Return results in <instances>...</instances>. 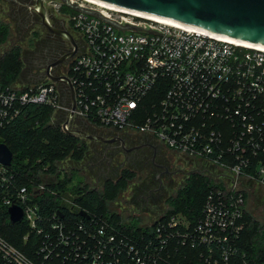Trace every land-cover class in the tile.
Wrapping results in <instances>:
<instances>
[{
	"label": "built area",
	"instance_id": "1",
	"mask_svg": "<svg viewBox=\"0 0 264 264\" xmlns=\"http://www.w3.org/2000/svg\"><path fill=\"white\" fill-rule=\"evenodd\" d=\"M70 2L99 13L48 1L82 41L68 73L75 127L86 121L146 134L172 155L194 160L216 186L196 220L175 212L125 229L74 199L63 201L50 184H33L34 192L12 184L11 165L0 163L3 202L23 209L25 240L35 252L29 257L0 234V264H264V254L251 256L240 244L246 194L264 189V48L127 9ZM70 102L68 85L48 78L0 89V130L29 105L51 107L52 121L62 125ZM45 192L61 198L55 212L36 201Z\"/></svg>",
	"mask_w": 264,
	"mask_h": 264
},
{
	"label": "trees",
	"instance_id": "2",
	"mask_svg": "<svg viewBox=\"0 0 264 264\" xmlns=\"http://www.w3.org/2000/svg\"><path fill=\"white\" fill-rule=\"evenodd\" d=\"M9 31V26L0 21V51L9 39ZM1 61L0 89L14 87L7 86L4 83L9 75L15 77L20 72L22 65L20 48L18 46L8 48L0 58ZM52 117L53 109L51 107L47 105H29L13 124L0 130V142L6 143L14 152V159L9 168L10 175L13 176L11 179L12 184H17L19 187L27 185L34 192L33 184H50L52 189L57 191L62 189L64 191L65 184L72 182V177L62 175L64 171L60 168V164L71 159L83 160L86 145L82 142L81 137L64 133L61 125L53 122ZM131 173L129 169L125 171L118 182L107 180L104 183L103 192L95 188L88 189L83 193L74 191V202L82 209L103 214L109 220L117 222L122 228H140V218L132 216L128 219L124 214L111 211L108 207V201L113 196L117 197L119 192L127 185L119 184V182H122L126 177L127 179L132 177L134 174ZM180 184L182 185L176 194L170 197L164 209L156 214L157 217L170 216L175 212H184L192 220H196L201 215L207 192L216 186L215 179L211 175L198 171L190 173ZM260 191L264 190L257 189L258 196ZM5 194L6 191L0 187V234L32 258L35 252L31 246V241L25 240V235L29 232V225L25 219L18 222L11 221L8 206L3 202ZM250 194H246L247 199H249ZM36 201L46 203L48 209L53 208L54 212L60 204L63 205L59 196L49 192L37 195ZM65 212H69L67 207ZM69 214L76 218L79 217L78 211L69 212ZM245 218L246 228L243 233V241L240 244L245 247L251 256L263 255L264 222H260L258 217L248 209L245 211Z\"/></svg>",
	"mask_w": 264,
	"mask_h": 264
},
{
	"label": "rangeland",
	"instance_id": "3",
	"mask_svg": "<svg viewBox=\"0 0 264 264\" xmlns=\"http://www.w3.org/2000/svg\"><path fill=\"white\" fill-rule=\"evenodd\" d=\"M23 2L24 0H0V21L7 24L10 30L9 39L0 51V58H2L8 48L18 46L22 60L20 72L15 77L9 75L5 80L4 84L7 86H29L45 81L43 73L46 63L49 62L45 56L47 55L46 47H48L53 38L49 36L48 30L41 24V18L38 15L35 16V25L27 32H24V27L21 24L22 19H20L18 11L23 7ZM47 4L49 6L48 2ZM49 9L50 14H53V8L49 6ZM51 16L54 19L57 18L54 15ZM1 65L2 61L0 62ZM73 125L76 126V123H73ZM80 126L86 129V125ZM82 142L86 145L83 161L71 159L60 164V168L64 171L62 175L72 177V182L65 184L64 191L62 189L58 190L63 197V201L72 200L75 195L74 191L83 193L88 189L95 188L103 192L104 183L107 180L118 182L123 177L124 172L129 169L132 172L131 174L134 175L129 177V179L126 177L122 182H119V184L127 185L119 192L117 197L113 196L108 201V207L111 211L124 214L128 219L135 216L146 222L164 209L168 199L176 194L182 185L180 183L185 178H182L181 173H176L175 184L177 185H173L172 188L170 185H166L167 183H172L167 176H164L165 189L161 191L162 199L154 200L155 202L152 200L143 202L139 199H133L129 184H158V180L155 179L157 171L150 165L149 161L143 156V158L135 159L136 155H129L123 152H114V154L109 152L107 158H105L103 155L105 150L103 143L84 138H82ZM117 187L119 188V186ZM169 194L170 196L167 197ZM256 194V190L251 192L247 201V207H249L247 209L263 223L264 191H260L259 196ZM165 199L167 200L165 201Z\"/></svg>",
	"mask_w": 264,
	"mask_h": 264
},
{
	"label": "water",
	"instance_id": "4",
	"mask_svg": "<svg viewBox=\"0 0 264 264\" xmlns=\"http://www.w3.org/2000/svg\"><path fill=\"white\" fill-rule=\"evenodd\" d=\"M49 0H34L28 5L31 11L36 12L41 18V24L51 33L62 36L73 45V50L61 55L52 62H47L44 78L58 84H67L71 95V111L62 123L64 133L89 140H100L111 143L120 140L126 152L136 148H127L121 138H106L102 135L91 133L84 127L72 125L77 109L76 92L71 78L66 74H56L54 69L67 59L72 58L77 50V43L71 31L67 28L56 26L52 22ZM68 6L99 15L95 10L82 7L70 0H60ZM99 2L117 6L123 9L165 18L197 32L231 38L242 42L264 46V0H97ZM84 126L88 125L86 121ZM57 123L60 124L59 121ZM14 152L10 147L0 142V163L11 165ZM12 222L23 219L24 211L20 206L13 205L8 209ZM80 215L88 216L85 210Z\"/></svg>",
	"mask_w": 264,
	"mask_h": 264
},
{
	"label": "flooded vegetation",
	"instance_id": "5",
	"mask_svg": "<svg viewBox=\"0 0 264 264\" xmlns=\"http://www.w3.org/2000/svg\"><path fill=\"white\" fill-rule=\"evenodd\" d=\"M33 2L34 0H24L23 7L18 10L20 19H22L21 24L24 27V32H27L35 25V16L38 14L28 8V5L32 4ZM51 15H54L55 18L57 17L56 19H54V17L52 18V22L56 26L67 28L71 31L74 40L78 45L75 55L54 69V73L56 74L68 75V73H70L71 62L79 53L82 41L76 36L75 32L71 30L64 18L58 16L55 12ZM48 34L51 38H53L48 47H46L47 55L44 54L49 62L55 61L61 55L73 50V45L70 41H68V39L57 34H53L50 31H48ZM80 125H84V122L80 121ZM86 130L91 133L102 135L106 138H121L124 140L127 148H136L126 152L120 140H116L111 143L96 140V142L103 143L105 149L103 155L105 158H107L109 152L110 154H114V152H123L129 155H136L135 159L145 157L149 161L150 165L157 171L155 174V179L158 180V184H129L133 199H139L143 202L150 200L154 201L158 200L159 198L162 199L161 191L165 189V182L163 180L164 176H167L172 183H167L166 185H170L172 187L173 185H177L175 184V175H177L176 173H181L183 178L188 176L190 173L197 171V167L195 166L196 162L194 160L185 158L183 156L172 155L166 146L146 134L130 131L119 132L117 130L104 129L93 124L86 125ZM109 169L111 170V168ZM169 196L170 194L167 197ZM166 200L167 199H165V201Z\"/></svg>",
	"mask_w": 264,
	"mask_h": 264
},
{
	"label": "bare ground",
	"instance_id": "6",
	"mask_svg": "<svg viewBox=\"0 0 264 264\" xmlns=\"http://www.w3.org/2000/svg\"><path fill=\"white\" fill-rule=\"evenodd\" d=\"M85 1H87L89 3H93V4H98V5L104 6V7L109 8V9H113V10H123V8H120V7H117V6H112V5H109V4H105V3L99 2L97 0H85ZM143 15H145L148 18H152V19L158 20L160 22H164V23L173 24V25H176V26H179V27L187 28L185 26H182L180 24H177L175 22H172V21L167 20V19L162 18V17H158V16H154V15H149V14H143ZM247 44H250V43H247ZM262 47L264 48V46H262Z\"/></svg>",
	"mask_w": 264,
	"mask_h": 264
}]
</instances>
